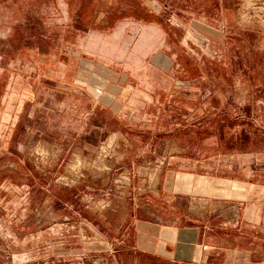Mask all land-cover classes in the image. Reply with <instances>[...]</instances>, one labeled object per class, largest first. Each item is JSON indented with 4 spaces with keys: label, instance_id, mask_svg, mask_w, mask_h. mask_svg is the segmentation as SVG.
I'll list each match as a JSON object with an SVG mask.
<instances>
[{
    "label": "rangeland",
    "instance_id": "374dc122",
    "mask_svg": "<svg viewBox=\"0 0 264 264\" xmlns=\"http://www.w3.org/2000/svg\"><path fill=\"white\" fill-rule=\"evenodd\" d=\"M166 167L264 201V0H0V264H132L112 211Z\"/></svg>",
    "mask_w": 264,
    "mask_h": 264
},
{
    "label": "crops",
    "instance_id": "0c3cea01",
    "mask_svg": "<svg viewBox=\"0 0 264 264\" xmlns=\"http://www.w3.org/2000/svg\"><path fill=\"white\" fill-rule=\"evenodd\" d=\"M87 90L97 107V87L90 84ZM139 182L144 188L134 190V183L130 185L132 189L126 192L120 207L112 211L122 216L115 228V243L118 251L127 253V261L132 264L253 262L252 250H246L245 227L247 223H259L256 217H261L264 204L258 195L261 186L252 185L246 178L198 176L174 167L160 171L154 182L150 183L146 177ZM251 214L256 217L252 219Z\"/></svg>",
    "mask_w": 264,
    "mask_h": 264
}]
</instances>
